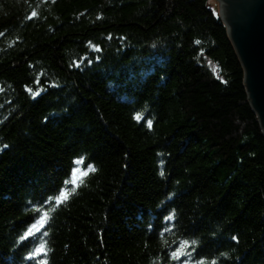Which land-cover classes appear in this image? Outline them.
Instances as JSON below:
<instances>
[{
	"label": "trees",
	"instance_id": "16d2710c",
	"mask_svg": "<svg viewBox=\"0 0 264 264\" xmlns=\"http://www.w3.org/2000/svg\"><path fill=\"white\" fill-rule=\"evenodd\" d=\"M207 2L0 0V264H264V136Z\"/></svg>",
	"mask_w": 264,
	"mask_h": 264
},
{
	"label": "water",
	"instance_id": "95a60500",
	"mask_svg": "<svg viewBox=\"0 0 264 264\" xmlns=\"http://www.w3.org/2000/svg\"><path fill=\"white\" fill-rule=\"evenodd\" d=\"M219 19L243 70L249 105L264 136V0H217Z\"/></svg>",
	"mask_w": 264,
	"mask_h": 264
},
{
	"label": "snow or ice",
	"instance_id": "6c2138e0",
	"mask_svg": "<svg viewBox=\"0 0 264 264\" xmlns=\"http://www.w3.org/2000/svg\"><path fill=\"white\" fill-rule=\"evenodd\" d=\"M137 119H139V116L136 117ZM149 124H151V122H149ZM73 183H76V179H75V175L73 176ZM67 195V193H61V199H63V197H65ZM34 219V217H30V220ZM30 227H34V225H29ZM33 235L32 232H29L28 236L25 237V241H28L29 238ZM43 255V250H38L36 252V256L39 257ZM173 255L175 256L176 253H173ZM45 264H47V262H45Z\"/></svg>",
	"mask_w": 264,
	"mask_h": 264
},
{
	"label": "bare ground",
	"instance_id": "6f19581e",
	"mask_svg": "<svg viewBox=\"0 0 264 264\" xmlns=\"http://www.w3.org/2000/svg\"><path fill=\"white\" fill-rule=\"evenodd\" d=\"M211 10V9H210ZM212 11V10H211ZM213 13V12H212ZM80 161H81V159H80ZM80 161H78V162H80ZM70 170H71V166H70ZM169 219V216L167 217V220ZM29 232H32L33 233V235L35 234V232H36V228L34 227V228H32L31 230L30 229H28L27 230V234L25 235V236H28V234H29ZM36 240V238H32L29 242H27V245H29V244H32L34 241ZM30 256H32V254H30V253H28V252H24V253H22L21 254V258H25V257H30Z\"/></svg>",
	"mask_w": 264,
	"mask_h": 264
},
{
	"label": "rangeland",
	"instance_id": "374dc122",
	"mask_svg": "<svg viewBox=\"0 0 264 264\" xmlns=\"http://www.w3.org/2000/svg\"><path fill=\"white\" fill-rule=\"evenodd\" d=\"M207 5L212 10L213 14L217 18H219L218 1L217 0H208Z\"/></svg>",
	"mask_w": 264,
	"mask_h": 264
}]
</instances>
